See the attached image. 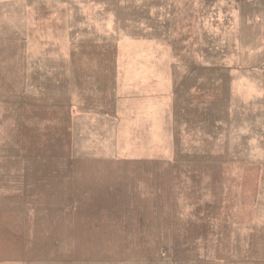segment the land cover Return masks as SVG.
Returning <instances> with one entry per match:
<instances>
[{
  "label": "rangeland",
  "instance_id": "rangeland-1",
  "mask_svg": "<svg viewBox=\"0 0 264 264\" xmlns=\"http://www.w3.org/2000/svg\"><path fill=\"white\" fill-rule=\"evenodd\" d=\"M128 100H189L191 135L83 116ZM87 166L157 173L174 220L84 252L57 213ZM163 231L189 246L146 252ZM0 264H264V0H0Z\"/></svg>",
  "mask_w": 264,
  "mask_h": 264
},
{
  "label": "crops",
  "instance_id": "crops-1",
  "mask_svg": "<svg viewBox=\"0 0 264 264\" xmlns=\"http://www.w3.org/2000/svg\"><path fill=\"white\" fill-rule=\"evenodd\" d=\"M175 70L181 71L182 69L173 68L172 72ZM186 71L188 73L185 74L189 76L190 69H185L184 72ZM185 81L186 79L179 81L180 88L186 85ZM182 83L183 85H181ZM175 93L180 94L181 91L177 92L176 90ZM187 101L188 105L186 104ZM116 102L110 113H98L92 110L83 116H87L88 120L93 123L100 120L106 121L108 126L123 124L125 125V135H144V131L148 128L151 135H191L190 122L187 123L188 127L186 126L187 119L192 121L189 100L184 102L183 106L185 109L177 113H174L172 109L166 113L164 104L158 107L157 103L156 105L139 103V107L138 103H134L131 100L125 102L123 106ZM166 121L171 124V133L165 130ZM89 135L96 134L90 133ZM124 140L128 142L130 140L140 141L131 137H127ZM72 173L76 175L73 178L75 188L68 189L67 193L63 192L64 195H61V197L67 198L68 202L66 203V208L57 214L60 216L59 220L62 222L61 228L63 230L66 227L68 230L70 228L69 224L73 223L71 228L76 229L77 247L85 248L84 252H98L101 251L97 249L98 247L106 248L105 246H109L110 248L112 246L111 240L116 238V236L99 232L104 229H112L111 225H109L110 223L130 221L165 222L174 220V215L166 217L165 213L158 212V206H161V209L164 210L166 196L164 184L159 182L162 188L158 189L156 177L151 176L157 174L155 172L143 171L134 167L122 169L117 167L87 166L83 168L75 167V171ZM70 203H74L71 208ZM102 223H107L108 226L104 227ZM164 232L155 236H143V238L148 240L156 239L152 242V249H146V252L171 253L174 251L172 249L174 246H189L185 240L174 236L173 232L169 231V236H166ZM166 238H169V240L176 239V241L171 242L166 240ZM100 239L110 240L108 242H99ZM173 243L176 245H173ZM105 251L107 252V250Z\"/></svg>",
  "mask_w": 264,
  "mask_h": 264
}]
</instances>
